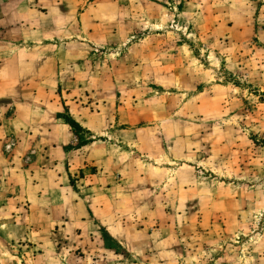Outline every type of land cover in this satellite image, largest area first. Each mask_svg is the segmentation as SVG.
<instances>
[{
	"label": "rangeland",
	"instance_id": "1",
	"mask_svg": "<svg viewBox=\"0 0 264 264\" xmlns=\"http://www.w3.org/2000/svg\"><path fill=\"white\" fill-rule=\"evenodd\" d=\"M36 57L74 86L55 113L0 98V264H264V0H0L6 85ZM54 117L76 155L58 190L35 172ZM99 141L117 172L89 184ZM87 197L118 207L83 223Z\"/></svg>",
	"mask_w": 264,
	"mask_h": 264
},
{
	"label": "crops",
	"instance_id": "2",
	"mask_svg": "<svg viewBox=\"0 0 264 264\" xmlns=\"http://www.w3.org/2000/svg\"><path fill=\"white\" fill-rule=\"evenodd\" d=\"M89 11H90L89 9L83 10V12L79 14L80 21H82L84 25H88V23H90L91 16L96 17V15H91ZM98 17L100 16L98 15ZM94 20L96 19L94 18ZM96 21L97 23L93 22V25L92 26L90 25L87 31H94L95 29L100 31L103 28H107V26L112 24V23L110 24L109 22L107 23L106 21H105L106 23H102L101 22L102 20H98V19ZM27 33L28 34L24 35L26 39L23 41L24 43L29 42L28 46L35 47L36 45H39L40 47H45L47 45L45 44L43 46L44 44L43 42L45 40L43 38L45 37V34H43L44 33L43 28L34 27L28 30ZM40 33H41V37L40 39H38V36L40 35ZM21 55H23V57L18 55L19 57L18 59L23 60V62L26 64H27V60H34L33 57H29L30 55L26 56L25 51ZM29 58H32V59H29ZM35 60L36 61H31L32 63H35V67H34L32 75H30L29 73H25V74H22V72L18 73L15 77L17 84H14L13 87L11 86L12 84L8 86L6 85V80H8L7 74H5L4 69L0 70V98H4L5 96L11 95L10 93L14 91V93H16L17 96H20V95L21 96H31L34 99V102H38L42 104L44 107L40 108L41 111L47 110L49 112L55 113L58 110L57 93H59V91L61 93H67L68 90L73 91L72 86H74V82L72 81V79H69L68 77H64V78L59 77V74L57 72V67H56L57 65L56 57L53 59L54 63L52 62L51 58H49V62L41 61L37 57L35 58ZM47 63L49 64V67H46ZM39 65H41V68L39 67ZM42 65H44V67ZM28 83L30 84L28 85ZM68 86H71V88H68ZM11 88L12 90L8 91V89H11ZM26 103L28 102H26L25 100H20L19 102H17V105H19L18 108L19 109L26 108L27 106ZM48 128H49V132L47 131V135L40 136L39 141H37V145L35 147L36 152H38V156L35 159L36 160L35 165L37 169V171L35 172H36V176L40 177L41 175H43L42 174L43 171H40L39 167L42 166L41 169L46 167V170L49 171L48 173L49 179H48V184H47L49 186L48 188H50L53 185V187H51V190H58V188L60 187V184H65L66 180H68L69 173L74 171L73 169L74 167L71 163H68L67 165H65L62 162L65 161V159L70 160V158L74 154L73 153L71 154V151H70L71 149L68 145L70 142V137H69L68 129H67L68 125L65 123H62V124L59 123L54 117V122L51 123L50 126H48ZM57 132H59V135H56ZM85 150L86 152L84 153L85 154L84 157L86 159L83 157L81 168L82 169L83 168L85 169L86 168H97L98 169L97 175L92 176V174H88L89 178L87 182H89V184L92 183L91 181H93L95 184H100L101 181L104 180L105 177L110 176V173L106 171V168L107 170H112V171L117 172V170L115 169V165L114 166L112 164L109 165L110 164L109 157H112L113 154L112 152L108 151V146L105 141L103 142L99 141L91 145H88L87 147H85ZM74 162L75 160H72V163ZM77 162H78V159H76V163ZM118 174H124V172H118ZM102 186L103 188H101L100 190L102 192H107L108 190L107 186H104V185ZM95 187L97 188L99 187V185ZM94 189L95 188L93 189L91 188L88 190V192ZM104 203H103V200H101L100 203L95 204L92 202V200H90L87 197L82 200H79L77 203L72 202V205L68 206V208L70 207L72 208L69 211L70 213L72 212L74 213V209L79 208L82 211V213L84 212V215L82 217L83 223L84 222L90 223L92 219L90 218L91 214H89V211L93 213L94 208H98L101 214L102 209H106L107 207L108 208L118 207V203L114 200L112 201L106 200V202ZM65 206L66 205H64V208ZM73 216L74 214L73 215L71 214L68 217L69 222L71 220H74ZM97 218H98V215H97Z\"/></svg>",
	"mask_w": 264,
	"mask_h": 264
}]
</instances>
